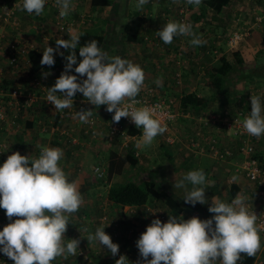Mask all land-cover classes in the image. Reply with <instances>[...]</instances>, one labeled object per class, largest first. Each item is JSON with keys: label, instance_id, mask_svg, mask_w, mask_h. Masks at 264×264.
Returning <instances> with one entry per match:
<instances>
[{"label": "clouds", "instance_id": "9594fccd", "mask_svg": "<svg viewBox=\"0 0 264 264\" xmlns=\"http://www.w3.org/2000/svg\"><path fill=\"white\" fill-rule=\"evenodd\" d=\"M54 1L59 8V15L56 16L58 19L66 17L72 10L73 0H22L20 7L29 14L39 16L43 13L45 4L53 7ZM147 2L148 0H136V7L139 9ZM186 2L199 6L202 0H186ZM190 11L191 7L188 13ZM187 14L183 22L180 21L181 16L174 21L170 20V15H167L165 17L167 23L156 32L157 37L164 44L172 43L176 36L190 37L189 44L192 46L204 44L205 41L200 35L193 32V26L185 23ZM69 33L68 39H56V47L47 46L42 51L40 64L48 66L55 63L53 53L63 56L60 48L69 52L64 57L66 60L64 70L54 84L47 88V94L26 95L20 86L11 89L7 87L3 91L9 93L18 88L23 95L20 101L23 98L33 99L28 107H20V110H29L36 103H41L42 106L53 110V118L51 120L44 118L46 123L41 119L42 123L39 121V124L41 131L50 132L57 139L67 141L64 136L52 132V126L70 130V127L66 128L63 123H60L63 119H60L58 112L73 108L75 100H83L82 97L75 98L76 93H81L88 103L97 107H93L94 111L101 108L98 106L105 105L106 111L112 113V121L119 122L122 117H125L129 118L136 128H142V134L136 144L137 148L152 145L158 135L166 132L167 125L156 116L153 107L134 106L138 103L135 98L144 86L145 74L142 67L128 59L109 56L98 47L96 40H91L79 47L80 60L77 63L74 50H77L81 33L75 29H70ZM143 39L150 40L148 35H144ZM4 55L3 58L7 61L5 69H18L20 65L30 68L27 55L19 56L15 65L10 64L7 55ZM73 65H75L74 68ZM69 70L79 76L70 74ZM79 77L86 78L79 79ZM33 83L40 84L35 79ZM155 83L157 86L161 85L159 79ZM250 104L251 111L243 119L242 128L250 136L260 137L264 135V99L259 94L251 95ZM95 112L97 114V111ZM5 116L7 117V110ZM91 116L92 110L89 109H81L73 114V117L78 118L82 123H89ZM0 126L2 127L1 124ZM8 126L11 129L19 127L15 121L12 124L6 121L4 129L0 128L1 136L7 133ZM79 131L81 137L92 139L84 135L81 128ZM76 136L79 142L80 135ZM78 142L75 145H78ZM108 143L110 151L116 152L114 148L119 152L125 151L119 148L116 141ZM63 156L61 148L48 146L41 147L38 156H26L13 152L3 163H1L0 154V209L4 210L5 216L10 221L0 228V253L10 258L13 264H51L57 257L66 259L69 255H77L80 241L65 239L64 233L69 224V214L78 211L82 204V196L78 182L69 181L61 166ZM108 157L105 164L98 163L97 160L92 164V179L98 182L108 180L106 179ZM96 165L103 172L101 178H96L93 172ZM232 179L235 181L236 177L233 176ZM109 184L106 187H109ZM205 184V172L197 168L189 170L175 182L174 186L177 189H184L182 197L184 203L194 206L196 203H206ZM103 195L107 204H112L107 200V194L103 193ZM247 199L243 193H237L230 202L219 196H212L208 212L214 215L207 219L196 216L184 219L183 216L173 214H168L165 222H161L159 218L152 219L135 242L139 251L137 254L143 258L137 264H161V262L163 264H216L217 259L220 264H237L241 254L254 256L261 248L260 226L257 224V215L247 207ZM96 206H98L97 203ZM125 213L121 211V214ZM13 217L17 218L12 219ZM110 217L116 225L110 227L108 232L120 227L117 220ZM107 225L97 227L94 233L87 235L86 239L88 242L95 241L100 246H106L115 256L119 245L113 243L110 236L105 233L104 228ZM93 252L91 254L95 255ZM133 263L134 259L128 260L123 254L115 261V264Z\"/></svg>", "mask_w": 264, "mask_h": 264}, {"label": "crops", "instance_id": "0c3cea01", "mask_svg": "<svg viewBox=\"0 0 264 264\" xmlns=\"http://www.w3.org/2000/svg\"><path fill=\"white\" fill-rule=\"evenodd\" d=\"M12 1L13 0H0V15H2L3 11L12 4ZM121 1L124 2V0ZM169 1L170 0H148L146 4L140 7V15H138V13L134 14L133 18L129 15L128 17L126 16L127 19L125 24H123L124 18H121V23L119 22L117 12L118 10H115V7L110 4L109 6H105L104 11H107V8H112V15L115 16L116 14V26H112V28L115 27V30L107 36L106 33H104V30L99 25H97L94 29V32L102 34L104 36V44L101 47L102 50H105L104 47H106L107 41L108 45L106 49L110 50V56H119L121 58L128 59L135 64H139L144 70V84L154 87L156 89V92L160 95L172 97L173 99H175V104L179 111V114L175 118V122L171 126V129L163 133L162 135H158L154 139L152 145L137 148L136 144L142 133L139 134L138 130L135 128L137 132L132 135L134 136V139L128 147L131 146L132 150L134 151V154L137 155V164L134 167H127L128 170H130V168H132L133 170L132 172H129L131 174L136 172L137 174L142 175L144 177L143 180L154 181V189L157 192H165L167 196H169V200L167 201L168 204H165L162 199H150L144 205H135L134 207L136 210L133 212L134 214L132 215V217H130L131 214L127 215V217H130V219L132 218L131 222L130 219L125 218L123 220L126 221V224H129L130 222V224L133 225H129L125 229V235L123 236L124 238H122L121 240L116 239L120 236L121 231L119 227H117L115 230L112 229V235H110L108 231H105L106 234H109L112 242L119 245L118 249L125 251L127 254L131 252L130 247L127 251V247L128 245H130V243H125V239L129 236L126 235L130 233L131 236L129 237H133L131 244L132 247H135V242L139 238V235L145 230V227L151 223L152 219L159 218L161 222H165L163 220V216H161L163 214L167 217L168 214H173L174 216H183L184 219H188L192 216H196L200 219L211 218L214 213L208 212V207L211 203L212 196H219L221 199L230 202L237 195V193H243L248 198L246 203L249 210L253 211L254 214L257 215V217L258 215L264 216V195L259 194L258 186L252 183L248 178H246L243 173L235 172L236 167L245 160L246 156H244L243 154H238L236 152L238 146V142L236 139L234 140V142H230L232 140V136H230V133L228 132L231 130L234 134V130H227L223 128V126L218 122L212 123L211 121H207L206 123H204L199 122V120L196 119L199 115H213L210 118L211 120H214V117H222L224 112L234 115L238 111L242 115H244V117H246L248 112L251 111L250 100L247 99V97L250 94H259L261 95L262 99H264V92L260 90L258 86L261 84V80L263 78L258 76H253L251 79L241 80L239 78L240 76L238 73L239 77H236L235 79L241 80L242 83H240L239 85L236 84L235 90L233 92H230L229 86L232 82V78L231 76H229V74L231 73V70L226 76L225 83L221 88V91H218V89L216 90L214 87H212L211 89H207V87H204L206 85V79H210L206 75L211 71L206 67L208 65H212L213 62L211 61L213 55L209 57L210 59H207L206 54L208 53V51L210 54H212L211 50L213 47V42L217 36V21H219L218 19H215V21H212V24L204 25L205 18L212 20L211 18L215 16V18L217 17L221 19V17L224 16V13L226 11V16L230 18L235 14V12L230 11V7L232 6V3L233 7L236 6L237 0H230L229 4L223 7V10H221L217 14H214L210 9H208L203 18L200 19L201 23H194L202 25L203 28H198H200V31L205 32V35H202L201 32H197V34H201V39L205 41V43L200 46H192L189 43L187 45V42L179 36L174 37L172 43L170 44H164L159 39V37H157L156 32L167 23L165 21V17L167 15H170V20L174 21H177V17L179 18L181 16L178 8L175 9L176 5H174L176 4V2L179 3V0H174V2ZM101 2L105 3V1L103 0H101ZM154 3L156 4L155 10L151 8ZM185 3L189 8V3H187L186 1L183 3V7ZM167 4L171 5L170 7L173 9L172 11L170 10ZM178 5H182V2H180ZM190 5L191 8L193 7L195 13L198 14L200 6L195 9V5ZM46 8L47 9H44L43 13L39 15V17L33 15L34 19L32 20L34 23L31 30H29L30 32H32L33 37L36 36L37 40L40 41V43L35 42L36 40H33V38L29 39L28 43H31L33 45V49L40 50L41 52L47 46H51L53 44L54 38L57 34L60 35L62 33H67L70 29L77 30L78 26L81 24L79 20L80 24L76 22L75 25L76 19H74V16H77L78 18L80 16L77 12L73 13L72 18H70L69 13L66 18L61 19L63 22L65 21L66 23L65 28L63 30H59V27L57 25V22L59 20L56 17L59 14V11L55 7H49L47 3ZM145 9H148V14L144 13ZM19 14L20 13L18 12V19L21 24L19 25V31L22 34V26H24V19L21 20L19 18ZM22 15H24V17ZM21 17H26L27 19L31 16L26 15L23 12V14H21ZM131 19L135 20L134 24L131 23ZM84 21L85 19L83 18L82 23ZM112 24L114 25L115 21H113ZM133 25L134 29L131 32L130 27H132ZM48 26H51V30L49 32L45 28ZM86 28L87 27L84 25L78 29V32L81 34L82 32H87L88 30ZM127 29L129 31H127ZM244 29L250 28L246 26L245 28H243V30ZM10 33L12 34L13 32L10 31ZM144 35H148L150 40H144ZM260 35H262L263 37L262 31H260L259 29L252 30L250 31L249 39L253 38L252 40H254L255 37ZM6 40L7 39L5 38L3 40L0 38V58L3 56L1 51L2 44L4 47V53L6 45L8 43ZM248 40H245L248 46L247 54L248 52H250L249 50H252V48L255 49L256 53L258 45L255 41L248 42ZM130 51L132 54L125 56V53ZM235 51H237L238 55L240 53L242 57L241 59L243 61L240 65H238L239 69L242 67L244 62H246V59L244 57L243 50ZM222 56L223 55H221V57ZM2 60L0 62H2ZM4 60L7 63L5 58ZM193 62H196L195 64H197V67L189 66L193 64ZM227 62L232 63L233 61L228 60ZM260 62L264 61H254L252 62V64H258ZM233 65H235V63H233ZM212 67L213 66H211V69ZM25 68L29 70V66H26ZM177 73H180L179 83L175 82V74ZM48 74L49 73L40 72L37 75H31L30 81H32V83L33 79L39 81V76H42L40 79H45ZM55 79L56 78H54L52 81L55 82ZM157 79L161 81L160 86H157V84L155 83ZM203 79H205V81ZM5 80L7 81V79ZM248 80H250L249 86L246 85V83L249 82ZM252 80H254L255 83H251ZM6 81L2 83L5 88L8 87L7 85H5ZM190 92H194L200 97L207 98L206 108L200 109V107H190L189 109L184 110L181 107V98L183 95ZM38 93H40V90L36 91V94ZM227 106H231L230 109H227ZM27 111L29 114L28 116H26V112L21 114V117L25 118V120L22 122V125L19 124V127L17 129H12V131L10 132V134L13 135V141L10 144L11 152L8 154H12L13 152H19L21 155L37 156L36 153L38 152V150H35V147L49 146V144L57 145L56 147L59 148L62 146L66 147V151H63L64 156L61 161V166L66 172L69 181L76 180L78 182V188L82 196V204L79 208H86L87 211L93 208L95 205H93L92 203V198L98 197V193H107L108 189V187H106L104 191H97V181L92 179L93 177L91 173V166L94 163L93 160L95 159V155H97L98 153V147L96 143H91L92 139H88L83 136H78V145H74L72 150L74 152V149H76V154L74 155L71 149L67 147L68 142L65 139H57L55 136H51L50 139L47 138V136H49V134H47L48 132L41 131L39 121L42 123L41 119L44 120L45 118L44 109H38L37 105L34 104L33 107H31ZM95 111H97V114L99 116L97 128L99 130L106 129L105 125H103L104 119H107V117L109 116L112 117V113L106 111V109L102 110V108L97 109ZM107 122L108 121H106L105 124ZM77 125L78 126L76 128H72L70 127V125L68 126L70 127L72 133H79L81 126L80 124ZM44 134H46V136L45 138H42ZM165 134H169L174 138V142L172 145H166L164 143L163 136ZM237 134L241 135L238 132ZM6 135L7 133H4L2 136L5 137ZM103 136L105 139V133H103ZM98 139H101V137H99ZM193 141H198L199 145L202 146V149L192 147L191 142ZM212 141L218 143L219 149H231V151L233 152L232 156L230 158H224L221 160L214 157L207 150L208 143ZM98 145L100 147L101 143H99ZM250 145L253 148V158L257 160L258 164L261 167L264 168V135H261L260 137H253L251 139ZM115 153L122 156L119 151H116ZM125 153L126 152L124 151V154ZM5 157L7 158L6 155ZM105 162L102 163L105 164ZM88 163L91 164L89 165ZM197 168L203 169L206 175L204 193L206 203H199L202 208H206V210L204 211L205 214L202 213V211L198 212L183 207L181 199L184 195V189H177L174 186L175 182L181 179L182 176L185 175L189 170H194ZM119 174L120 173H118L117 175ZM233 176L236 177L235 181H233L232 179ZM87 182H89L90 185ZM188 187L190 188L191 186L189 185ZM103 197L104 195L102 196L101 200H106V198L104 197L103 199ZM171 198L174 199L175 202H172ZM106 206L107 205L95 206L93 213H96L98 216H101L102 214L108 216L106 209H104V207ZM112 206L114 207V209H118L120 212L123 208L127 207H119L117 205H114L113 203ZM115 214H119V216L114 218L117 220V224L121 226L123 224L121 220V213ZM70 219L71 218H69V222ZM7 223L8 222L2 223L0 225V228H2ZM90 225L91 224H89L88 226L87 232L94 231V229L96 228V225ZM130 229L132 230L131 232ZM66 232L64 233V235L66 234ZM259 234L261 238V248L255 254L253 264H264V232L260 231ZM87 235L88 234H84L83 236L81 235L82 237L79 238L80 243L78 246H82L85 243V240H87ZM95 244H97V242L94 241V246L96 247ZM98 248L101 249V247ZM93 250L94 249L91 248V252L89 253V255L93 252ZM78 251L79 250H77L76 256L69 255L66 259H72L74 262L73 264H84L81 263L82 257L78 254ZM96 255L99 254L95 252L94 258L97 257ZM64 259L65 258L63 257H57L54 261L51 262V264H61L60 261ZM216 264H220V261L217 260Z\"/></svg>", "mask_w": 264, "mask_h": 264}, {"label": "rangeland", "instance_id": "374dc122", "mask_svg": "<svg viewBox=\"0 0 264 264\" xmlns=\"http://www.w3.org/2000/svg\"><path fill=\"white\" fill-rule=\"evenodd\" d=\"M97 1H100V2H97ZM103 1H105V3L101 2V0H74L73 1L72 10L69 13H70V18H72L73 13H75V12H77L80 15L79 18L77 16L76 17L74 16V19H76L75 25H76V22H78V24H80L79 20L81 22V24L78 26V29L85 25L87 27L86 29L88 31H94L95 27L97 25H99L104 30V33H106V35L108 36L112 31L115 30V27L112 28V26H116V21H117L116 14H115V16L112 15V10H113L112 8H107L106 9L107 11H104L105 6H109L110 4L115 7V10L116 9L118 10L117 11L118 12V20L120 23H121V18L122 19L124 18L123 24L126 23V19H127L128 15L133 18L134 14H137V13H138V15L141 14V13H139L141 8L138 9L136 7V0H124V2H122L121 0H103ZM172 1L174 2V0H170L169 2H172ZM17 2H18L17 0H13L12 4H15ZM236 2H237L236 6L233 7V3H232V6L230 7V11L235 12V14L233 16H231L230 18H228L226 16L227 11L224 13V16L221 17V19H219L217 17L215 18V16L211 18V19H213L212 21H215V19L219 20V21H217L218 26H216L218 29L216 31L217 36L213 42V47L211 50L212 54H210L209 51L206 54L207 59H210L209 57L211 55H213L212 56L213 58L211 59V61H213L212 65H208L206 67L209 70H211V66H215L218 63L219 58H221V55H223L222 57L225 60L233 61L232 63L230 62L232 65H233V63H235V65H233L234 68L231 69V73L229 74V76H231V78H232V82L229 86L230 92H233L235 90L236 84L239 85L240 83H242L241 80L235 79L236 77H239L238 72H237V68L239 67L238 66L239 64H237L236 56L233 54V53L237 52L235 50H238V51L243 50V54H244V57L246 59V62H244V64L242 65L241 68H250V67L254 68L255 66L258 67L261 65L264 66V62H260L258 64H252V62H254V61H261V60L264 61V52L261 54V56L257 57L254 54L255 49L252 48V50H249L250 52H248V54H247L248 46H247V42H245L246 39L247 40L249 39L250 31L259 29L260 31H262L263 37H262V35H260V36L255 37L254 40H252L253 38L249 39L248 42L249 41H251V42L255 41L256 44L258 45L257 51L259 49H263V47H264V0H237ZM179 3H180V1H179ZM179 3H177V2H176V4L173 3L174 5H176L175 9L178 8V10H179V7H180V5H178ZM183 3H184V1H183ZM167 5L170 8V10L172 11L173 9L170 7L171 5H169V4H167ZM199 6H201V4ZM199 6H194V7L196 9ZM189 7H191L190 4H189ZM151 8L153 10H155L156 4L154 3ZM16 9L17 10L15 12V15L13 16L14 20L12 19V20L3 21L2 19H0V27H1L0 28V38L2 40L4 38L7 39L6 40L7 42L13 41V40H19V39H24L27 41V40H29V38H33V40H36L35 42L40 43V41L37 40L36 36L33 37L32 32L29 31V30H31L33 23H34L32 20V19H34L33 16L30 15L31 17H29L27 19H26V17L22 18L21 14H23V10L20 11V5L16 6ZM44 9H47L46 4L44 6ZM18 12L20 13L19 18L21 20L24 19V22H23L24 26H22V28H23L22 34L19 31L20 30L19 25H21V24H20V21L18 19ZM144 13L148 14V9H145ZM52 15H53V12H52ZM22 16L24 17V15H22ZM64 18H66V17H64ZM83 18L85 19V21L82 23ZM59 19H62V18H59ZM113 21H115L114 25L112 24ZM212 21L211 20H208V21L205 20L204 25L212 24ZM131 23L134 24L135 20L131 19ZM4 25H5V27H4ZM246 26L249 27L250 29H244L243 30V28H245ZM45 28L48 30V32L51 30V26H48ZM78 29L76 31H78ZM130 29L132 32L134 29V25L132 27H130ZM124 30H125V28H124ZM10 31L13 33L11 34ZM127 31H129V30L127 29ZM69 34H70L69 32L62 33L60 35L57 34L56 37L54 38L53 44L51 46L56 47V45H55L56 39H68ZM202 35H205V32H202ZM107 45H108V42L106 41V47H107ZM106 47H104L105 50H103V51H105L109 55L110 50H107ZM1 51H2V55H3L2 57H4L5 56L4 54L7 53V48L5 49V52L3 53V51H4L3 44H2ZM60 52L63 53V57H65L69 54L68 50H65L63 48H60ZM129 54H132L131 51L125 53V56H127ZM56 55H57L56 53H53V56H56ZM238 56L240 58H242L240 53ZM2 57L0 58V61L3 59L2 62H0V85L2 84L1 82L4 83V81H6L5 79H7L8 83H7V81L5 82V85L8 86L7 89H11V88H15V87L20 86L23 93H25L26 95H28L30 93L36 94V91L40 90V94H42L44 96L45 94H47V88L51 87L54 84L53 83L54 81H52V80L54 79L55 74L49 73L45 79L42 78L43 80L40 79L42 76H39L40 84L32 83L30 81V75L28 73V70H27V68H25V66L20 65L18 70L11 69V68L5 69V67L7 66V63L5 62L4 58H2ZM195 63L196 62H193V64H191L189 66L197 67V64H195ZM74 67H75V65H73V68ZM191 67H190V69H191ZM235 69H236V71H235ZM63 70H64V68L61 70V72ZM203 70H204V68H203ZM69 71H70V74H75L71 70H69ZM210 74H211V71L206 76L210 78ZM75 75L79 76V74H75ZM84 78H86V77H79V79H84ZM203 80L205 81V79H203ZM248 81L249 82L246 83L247 86H249V83H250V80H248ZM251 83H255V81L252 80ZM205 84L206 85L204 87H207V89L212 88L210 79H206ZM34 85L37 87H35ZM258 86H259L260 90H262L264 92V80L263 79L261 80V84ZM30 87L32 88V90ZM0 91H2L1 88H0ZM2 93H4V94L0 95V100H1L0 102L1 103H3L5 95H6L5 92L2 91ZM57 94H59V93H57ZM2 97H3V99H2ZM76 97H82V94L76 93L75 98ZM36 105H37L38 109H44L45 110L44 115H45V118H47V120H51L53 118V114H54L53 110H51L47 106L43 107L41 103H36ZM4 107L7 110V120L8 121L13 120V121H15V124L18 123V125L19 124L22 125V122L25 120L24 117H21L22 113L26 112V116L29 115L28 111H25V109H21V110L17 109L15 107H13L12 105H9L7 102L5 103ZM230 107L227 106V109H230ZM110 119H111L110 116L107 117V119H104L103 125H105V122L110 120ZM43 122L46 123L47 122L46 119H44ZM60 123H63L64 127H66V128L69 125L72 128H76L78 126L77 124H80L79 121H76L75 119H68V120L63 119ZM11 131H12V129L10 128V126H8L7 127V135L5 137L4 136L0 137L1 163L4 162V160L6 158L5 155L6 156L11 155V154H8L11 152L10 144L13 141V135L10 134ZM103 133H105V139H104ZM228 133H230V136L233 135V132L231 130ZM47 134H49V136H47V138L51 139L52 134L50 132ZM73 134H75V133H73ZM76 135L81 136L80 131ZM45 136H46V134H44L42 136V138H45ZM95 137L96 138H92L91 143H96V145L98 147V153H97V155H95V159L93 161H94V163L96 162V160L98 163L99 162H105L107 160L109 151L111 150V148H109V143H108L109 140H108V137L106 134V129L97 130V135ZM99 137H101V139H98ZM99 143H101L100 147L98 145ZM68 145H67V147H69V149H71V151H72L73 145L72 144H68ZM56 146L57 145L49 144L48 147H56ZM60 148L64 152L67 149L66 147H63V146ZM40 149H41V146L35 147V150H38L37 153L35 152L37 156L39 155ZM112 150H113V147H112ZM115 150L119 151L117 149H115ZM34 151H32V152H34ZM120 152L122 155L124 154V151H120ZM73 154L74 155L76 154V149H74ZM88 164L90 165L91 163H88ZM127 167H128V165L124 164L119 175H117V174L112 175L109 179L106 178L108 180L105 182L104 181L103 182H97L98 183L96 186L97 191H104L107 184L116 182V181H118V179L124 180V181L125 180L128 181V180L132 179L136 182H141L143 180L144 177L142 175H139L137 173L131 174L130 172L133 171L132 168H130V170H128ZM94 207L89 209L88 211L86 210V208H83V209L79 208L78 211H76L75 213L69 214V218H71V219H70L69 224L67 225V228H68L67 232L64 235L66 239H74V238L76 239V237H77V235H79L82 227L84 225H86L85 221L87 220V216L90 213H93ZM104 209H106L108 216L111 214L110 216L117 217V216H119V214H115V213H121L118 209L117 210L114 209L112 204H107V206L104 207ZM93 214H96V213H93ZM161 214H162V211H161ZM161 216H163L164 221L167 220L166 215L163 214ZM16 218L17 217H15L14 219H16ZM1 223H3V221L0 220V225H1ZM128 226H129L128 224H123L119 227L120 231H121L120 236L123 237L125 235V229ZM71 236L73 238H71ZM95 245H96V247L94 246V241L88 242L87 240H85V243L82 246H78L79 248L82 249V251L86 252L85 254H83L81 256L82 257L81 263L86 264V262L84 261L85 256L91 257L92 261L95 262L94 255L93 254L89 255V253L91 252L90 251L91 248H93L94 249L93 251L100 254L101 256H104V255L107 256L110 254V251L107 248H105V246H103V245L100 246L99 243H97ZM98 247H101V249ZM103 252H104V254H103ZM67 258H68V256H67ZM64 262H65V264H73L74 263L72 259H64V260L60 261L61 264H64ZM0 264H13V261H11V259H9L4 254L0 253Z\"/></svg>", "mask_w": 264, "mask_h": 264}, {"label": "built area", "instance_id": "2783aa9c", "mask_svg": "<svg viewBox=\"0 0 264 264\" xmlns=\"http://www.w3.org/2000/svg\"><path fill=\"white\" fill-rule=\"evenodd\" d=\"M17 1H18L17 3L11 4L10 7H7L3 11V14L0 15V17L2 16L0 19H2L3 21L12 20V19L14 20L13 16L15 15V12L17 10L16 6L20 5L22 0H17ZM179 1L182 2L183 4V1L185 2L186 0H179ZM52 6L55 7L59 11V8L55 4V1L52 3ZM188 11H189V8L187 7L186 3L184 4V7L183 5H180L179 7V13L181 14L180 21L182 22L184 21L185 15L188 13ZM58 20L59 21L57 22V25L60 30H63L65 28V24L61 19H58ZM6 48H7L6 55H7L8 62L10 64L15 65L17 63V58L19 59L20 58L19 56L24 57L26 53L28 52V50L33 49V45L31 43H28V40L26 41L24 39H19V40L9 41L6 45ZM175 77H176L175 82L179 83L180 73L175 74ZM2 91H0V95L4 94L2 93ZM251 95L252 94H250L247 97V99L250 100ZM22 97L23 95L18 90V88L11 90L9 93H6L3 103L0 102V124L2 125V127L0 126V128L4 129V123H6V121L9 122L10 124L14 123L13 120L8 121L7 117L5 116L6 109L4 105L6 102L9 105H12L13 107L19 109L20 107H23V108L28 107L30 105V102L33 100V99L23 98V100L20 101L19 99ZM135 100L138 102L136 105H134L135 107H139L142 105H148V106L153 107L155 109L156 116L160 118L164 124L167 125L166 132L171 129V126L175 122V118L179 114V111L175 104V99H173L172 97L160 95L156 92V89L154 87L144 84V86L142 87L141 91L139 92ZM45 103L47 104L48 102L45 100ZM94 107L97 108L96 106ZM98 107H101L102 109H106L105 105H100ZM87 108L93 109V105H91L85 100H75L73 102V108L60 110L58 112V116L60 117V119H75L76 121H79L78 118L73 117L74 112L80 111L81 109L87 110ZM211 116L213 115H209V116L199 115L196 119L199 120V122H204V123H206L207 121H211L212 123L218 122L223 126V128L227 130H230V129L234 130V134L232 135V140L230 142H234V140L237 139L238 146H237L236 152L238 154H243L244 156H246L245 160L236 167L235 172L243 173L246 178H248L252 183L258 186L259 194L264 195V168L261 167L258 164L257 160H255L252 156L253 148L250 145V142L254 136H250L242 128V122H243V119L245 118L244 115H242L238 111L233 116L227 112H224L222 117H218V118L214 117V120H211L210 118ZM98 117H99L98 114L94 113L93 111L92 116L89 118L90 120L89 123H82L79 121L82 133L86 135L87 137L95 138V136L97 135V123L99 121ZM105 127H106V134H107L108 140L116 141L120 149L126 150V148L129 146V143L132 142V140L134 139V136L127 133V129L129 127H135L129 118L122 117L119 122H114L112 121V117H111V119L108 120V122L105 124ZM136 129L138 130L139 134L142 133V128H136ZM51 130L52 132H57L59 135L64 136L67 139V142L69 144L75 145L78 142L77 136L71 133L70 130L59 128L58 126H52ZM237 132L240 133L241 135H238ZM163 140L166 145H172L174 142V138L169 134H165L163 136ZM191 146L202 149V146L199 145L198 141L191 142ZM208 146H209V150L208 149L207 150L214 157L218 159L230 158L233 154L231 149L230 150L229 149H219L218 143L214 141L208 143ZM97 169H99V171H97ZM93 172L96 178H101L103 176V172L98 165H96L93 168ZM106 202L107 201L104 200V203H102L100 206L107 205ZM126 208H123L122 212L124 213L127 212L128 215L132 214L135 211L134 206H129ZM98 221L102 223V225L100 226H104L109 223L112 224L113 226L116 225L115 223H113L114 220L111 217L108 218V216L105 214H102L101 216H99ZM257 224L260 226V231L264 232V216L263 215H258ZM88 226L89 224H86L82 227L76 239L79 240V238L82 237L84 234H89L92 232L94 233L95 229L97 227H100V226H96L94 231H89V232L84 231V229H88ZM106 227L104 228V231H106L105 230ZM131 231L132 230L130 229V232ZM78 250H79L78 254L81 256L86 253L82 251V249L79 247H78ZM137 251L138 249L135 246L133 255L135 253L137 254ZM84 261L86 262V264H93L92 259L89 256L88 257L85 256ZM134 264H137L135 259H134Z\"/></svg>", "mask_w": 264, "mask_h": 264}, {"label": "trees", "instance_id": "16d2710c", "mask_svg": "<svg viewBox=\"0 0 264 264\" xmlns=\"http://www.w3.org/2000/svg\"><path fill=\"white\" fill-rule=\"evenodd\" d=\"M230 2V0H202L201 2V6L199 8V13H195V11L193 10V8H191V11L187 14L186 16V20L185 23H190L193 26V32L197 33V32H201L199 29L203 28L202 25L199 24H194L195 22H200V19L203 18V16L205 15L206 11L208 9H210L214 14L219 13L223 7H225L226 5H228ZM20 11H21V7H20ZM25 12V11H23ZM26 15H34V14H28L25 12ZM39 17V16H37ZM206 21L210 20L208 18H205ZM213 20V19H212ZM211 20V21H212ZM56 22V21H55ZM205 22V21H204ZM64 24L66 26V23L64 21ZM202 26V27H201ZM200 27V28H198ZM60 30V29H59ZM201 35V34H200ZM181 38H183L186 42L187 45L189 43V40L191 39L190 37L187 36H179ZM91 40H96L98 43V47H102L104 44V36L102 34L96 33L94 31H87V32H82V34L80 35V39H79V44L77 46V50L75 51V54L77 55V62H79L80 57L78 54V49L79 47L85 45L87 42H90ZM34 48V47H33ZM264 52V47L263 49H259L256 53L255 56L259 57L261 56V54ZM236 56V61L237 64H241L243 61L242 59L238 56V53L235 52L233 53ZM27 59L28 62L30 64V68H29V75H34L38 72H42V73H50V74H55L54 78H57L60 73L61 70L64 68V64L66 63V60L64 59L63 56L60 55H56L54 56V65L52 66H48V65H41L40 64V59H41V55L42 52L40 50L37 49H32L29 50L27 53ZM238 56V57H237ZM234 66L230 63L225 61V59L223 57L219 58L218 63L212 67L211 69V74H210V80H211V85L212 87H214L216 90L218 89V91H221V88L223 87L224 83H225V79L226 76L228 75V73L230 72L231 69H233ZM236 71V69H235ZM237 72L239 73V78L241 80H245V79H251L253 76H258L264 79V66H258V67H250V68H237ZM56 80V79H55ZM2 90L5 89L4 85H2L0 87ZM82 99L85 100L86 98ZM86 101V100H85ZM207 105V98L205 97H200L198 95H196L194 92H190L187 93L185 95L182 96L181 98V107L184 110L189 109L190 107L192 108H199L200 109H204L206 108ZM94 107V106H93ZM88 110V108H87ZM92 110L93 113V109H89ZM94 113H96L94 111ZM233 116V115H232ZM135 132H137L135 130V127H129L127 129V133L130 135L135 134ZM207 149L209 150V146L207 147ZM132 151V152H130ZM125 154L124 155H118L117 153H115L114 151H110L109 153V157H108V161H107V165H106V177L109 179L112 174H118L121 171V168L123 167L124 164H127L128 167H134L137 164V158L134 154V151L132 150V147H128L125 150ZM253 156V155H252ZM221 160V159H220ZM136 173V172H134ZM95 180V179H93ZM97 181V180H95ZM98 182V181H97ZM89 185L90 183L87 182ZM98 184V183H97ZM154 181H150V180H143L141 182H136L132 179L130 180H119L118 182H113L112 184L109 185L108 189H107V200L111 203H113L114 205L117 206H132V205H136V206H140V205H144L146 204L150 199H156V200H163L165 204H168L167 201L169 200V196H167V194L163 191L157 192L154 189ZM103 194L102 193H98V197H93L92 198V202L93 205L99 204L101 205L102 203H104L102 199ZM104 199V197H103ZM172 199V198H171ZM172 199V202H175V200ZM183 207H186L188 209H192L194 211H198L205 214V210L206 208H202L199 203H196L194 206L190 205V204H185L183 201V198L181 199ZM107 203V202H106ZM136 210V209H135ZM134 213L131 214L130 217H132ZM88 215V214H87ZM122 216V223L126 224V221H123L125 218L126 219H130V217H127L125 214H121ZM0 220L3 221V223L5 222H10L9 219L5 216L4 214V210L0 209ZM15 217H13L12 219H14ZM99 216L97 214H89L87 216V220L85 221L86 224H91L90 226L96 225V226H100L102 225V223L100 221H98ZM108 218H110V215L108 216ZM132 219V218H131ZM130 219V222H131ZM129 224L128 225H133V224ZM2 224V223H1ZM121 224V223H120ZM122 224V225H123ZM112 226V224H108L106 227V231H108L110 229V227ZM109 234L112 235L111 231H109ZM131 236L130 233H128L126 236ZM127 237L125 239V243H130V245H128L127 247V251L128 248L130 247V252L132 253V255L127 254L125 251H122L120 249H118V252L115 256H113L111 253L107 256H101L96 255L97 257L95 258V262L92 261V263H96V264H115V261L119 258V256L121 254H123L124 256H126V258L128 260L130 259H135L136 262L138 261H142L143 258L140 257V255L135 254L133 255V251L135 250V247H132V239L133 237ZM122 236H119L118 238H116L117 240H121ZM137 253H139L137 251ZM10 259V258H9ZM150 259V258H148ZM255 259V255L254 256H247L246 254H241V257L239 259L238 264H253ZM219 260V259H217ZM134 264V263H133ZM161 264H163V262H161Z\"/></svg>", "mask_w": 264, "mask_h": 264}]
</instances>
